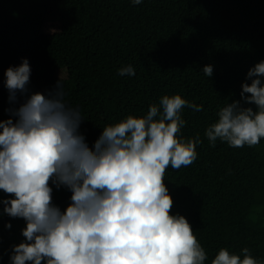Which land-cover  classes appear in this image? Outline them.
<instances>
[{
	"label": "trees",
	"instance_id": "obj_1",
	"mask_svg": "<svg viewBox=\"0 0 264 264\" xmlns=\"http://www.w3.org/2000/svg\"><path fill=\"white\" fill-rule=\"evenodd\" d=\"M24 59L29 94H47L62 81L89 147L105 126L146 116L164 95L203 105L181 110L186 124L178 136L201 143L191 165L166 169L170 214L188 220L204 264L221 248L241 258L248 248L264 264V138L253 147L219 139L212 147L205 135L228 103L255 107L240 94L249 70L264 61V0H0V121L14 119L9 110L24 102L20 93L10 100L5 76ZM127 65L135 76L119 75ZM50 186L53 204L66 211L71 191ZM11 198L0 190V264H12L13 247L26 239V221L4 212Z\"/></svg>",
	"mask_w": 264,
	"mask_h": 264
},
{
	"label": "clouds",
	"instance_id": "obj_2",
	"mask_svg": "<svg viewBox=\"0 0 264 264\" xmlns=\"http://www.w3.org/2000/svg\"><path fill=\"white\" fill-rule=\"evenodd\" d=\"M142 0H133L140 4ZM213 66L203 73L212 77ZM31 67L24 59L9 67L10 109L14 119L0 121V190L14 198L4 212L23 218L24 242L13 247L12 264H204L206 252L183 215L170 214L174 201L164 181L166 169L187 167L197 159L201 141L178 136L187 106L181 95H164L143 117L128 115L103 128L94 147L80 134L82 115L65 103L62 81L43 94H29ZM119 75L135 76L131 65ZM240 101L220 108L205 132L212 147L256 146L264 138V61L247 73ZM66 187L71 203L62 211L53 189ZM11 228V224L7 225ZM240 255L221 248L211 264H258L248 248Z\"/></svg>",
	"mask_w": 264,
	"mask_h": 264
},
{
	"label": "rangeland",
	"instance_id": "obj_3",
	"mask_svg": "<svg viewBox=\"0 0 264 264\" xmlns=\"http://www.w3.org/2000/svg\"><path fill=\"white\" fill-rule=\"evenodd\" d=\"M59 62V61H58Z\"/></svg>",
	"mask_w": 264,
	"mask_h": 264
}]
</instances>
